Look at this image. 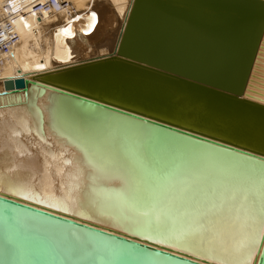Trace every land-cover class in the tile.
Instances as JSON below:
<instances>
[{
    "label": "bare ground",
    "instance_id": "6f19581e",
    "mask_svg": "<svg viewBox=\"0 0 264 264\" xmlns=\"http://www.w3.org/2000/svg\"><path fill=\"white\" fill-rule=\"evenodd\" d=\"M4 1L16 7L29 0H0V6ZM68 1L78 10L72 19L59 13L22 17L27 27L37 24V33L22 30L0 66V81L34 79L111 53L133 0ZM166 1L182 5L204 29L233 32L229 22H254L252 10L219 16L205 8L209 0ZM261 11L263 17L264 6ZM258 49L246 95L264 103V35ZM4 102L0 190L37 210L0 201V264L201 263L177 259L186 256L178 249L225 264H264V236L254 254L264 228V165L156 133L142 147L149 134L144 126L106 120L109 115L50 89L36 97L43 133L24 105ZM71 117L82 119L73 123ZM126 232L152 240L156 250Z\"/></svg>",
    "mask_w": 264,
    "mask_h": 264
},
{
    "label": "water",
    "instance_id": "95a60500",
    "mask_svg": "<svg viewBox=\"0 0 264 264\" xmlns=\"http://www.w3.org/2000/svg\"><path fill=\"white\" fill-rule=\"evenodd\" d=\"M204 6L219 16L252 10L254 22H229L233 32L204 29L182 5L133 0L111 53L39 73L34 79H4L0 81V99H5L1 106L24 105L43 133V114L36 97L50 89L61 99L109 115L106 120L113 117L131 126H144L149 134L142 147L152 144L156 133L163 140L203 145L264 165V103L246 95L264 35V16H260L264 0H209ZM70 119L76 123L82 117ZM0 191L4 193L2 203L37 210ZM126 234L144 241L145 249L156 250L148 244L152 240ZM263 236L264 228L254 254ZM160 246L169 249L170 245ZM177 253L186 256H170L179 260L194 257L189 258L191 263L225 264L185 250Z\"/></svg>",
    "mask_w": 264,
    "mask_h": 264
},
{
    "label": "built area",
    "instance_id": "2783aa9c",
    "mask_svg": "<svg viewBox=\"0 0 264 264\" xmlns=\"http://www.w3.org/2000/svg\"><path fill=\"white\" fill-rule=\"evenodd\" d=\"M77 11L68 0H29L22 4L17 2L16 7L10 1H4L0 6V66L13 55L23 29L33 34L37 33V24L27 27L22 17L37 19L39 15L59 13L72 19L77 15Z\"/></svg>",
    "mask_w": 264,
    "mask_h": 264
},
{
    "label": "rangeland",
    "instance_id": "374dc122",
    "mask_svg": "<svg viewBox=\"0 0 264 264\" xmlns=\"http://www.w3.org/2000/svg\"><path fill=\"white\" fill-rule=\"evenodd\" d=\"M115 43V41H113L112 43H111V45L110 46H113V44ZM112 48V47H111Z\"/></svg>",
    "mask_w": 264,
    "mask_h": 264
}]
</instances>
